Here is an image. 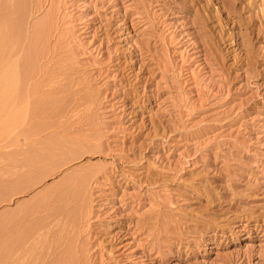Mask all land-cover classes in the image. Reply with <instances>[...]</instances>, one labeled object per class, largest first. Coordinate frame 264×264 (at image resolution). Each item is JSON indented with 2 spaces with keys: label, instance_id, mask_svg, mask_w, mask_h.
Listing matches in <instances>:
<instances>
[{
  "label": "rangeland",
  "instance_id": "1",
  "mask_svg": "<svg viewBox=\"0 0 264 264\" xmlns=\"http://www.w3.org/2000/svg\"><path fill=\"white\" fill-rule=\"evenodd\" d=\"M0 9V264H264V0Z\"/></svg>",
  "mask_w": 264,
  "mask_h": 264
},
{
  "label": "bare ground",
  "instance_id": "2",
  "mask_svg": "<svg viewBox=\"0 0 264 264\" xmlns=\"http://www.w3.org/2000/svg\"><path fill=\"white\" fill-rule=\"evenodd\" d=\"M18 13L21 12L17 11V13H14V11H11L10 9L9 10L0 9V113L6 104L10 102L13 103L15 99V95L16 94L18 95V92L22 89V87L26 86V84L24 83L25 84L24 85L22 82L23 79L22 73L23 72L25 73V71L27 70L25 69L24 71L23 68L24 66L22 67L21 63L19 62V60L21 59L19 58L21 56V55L19 56V51L23 50V49L20 50V48H22L23 46L19 47L20 46L19 44L21 42L20 41L21 34H22L21 33L22 26L20 22L22 20V17H20L21 15L20 14L18 15ZM26 73L28 74V72ZM16 98H18V96ZM6 255H7V251H6Z\"/></svg>",
  "mask_w": 264,
  "mask_h": 264
}]
</instances>
